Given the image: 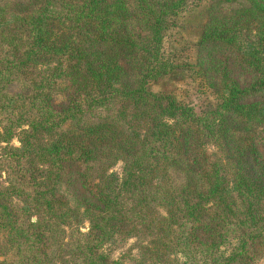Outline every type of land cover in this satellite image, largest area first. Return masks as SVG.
Masks as SVG:
<instances>
[{"label": "trees", "instance_id": "16d2710c", "mask_svg": "<svg viewBox=\"0 0 264 264\" xmlns=\"http://www.w3.org/2000/svg\"><path fill=\"white\" fill-rule=\"evenodd\" d=\"M190 1L0 0V264L264 254V0H194L173 59ZM186 70L200 110L148 86Z\"/></svg>", "mask_w": 264, "mask_h": 264}, {"label": "rangeland", "instance_id": "374dc122", "mask_svg": "<svg viewBox=\"0 0 264 264\" xmlns=\"http://www.w3.org/2000/svg\"><path fill=\"white\" fill-rule=\"evenodd\" d=\"M194 0H191L182 16L179 18L178 25L173 27L167 34L164 41V52L173 59L191 60L194 57V41L196 38L197 20H193ZM149 88L152 90H168L174 92L177 97L187 103H191L195 109L200 110L203 105L213 99L211 90L204 84L203 80L193 71L186 70L177 78L165 77L159 81H149ZM18 144L16 139L13 140ZM114 170L120 171L121 164L117 163ZM88 222L85 220L82 230L87 229ZM134 239L129 238L113 247L112 255H119L122 249L128 248ZM255 264H264V254Z\"/></svg>", "mask_w": 264, "mask_h": 264}]
</instances>
